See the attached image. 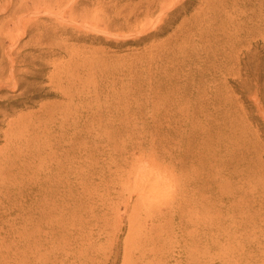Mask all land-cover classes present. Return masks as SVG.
I'll use <instances>...</instances> for the list:
<instances>
[{
    "label": "rangeland",
    "instance_id": "obj_1",
    "mask_svg": "<svg viewBox=\"0 0 264 264\" xmlns=\"http://www.w3.org/2000/svg\"><path fill=\"white\" fill-rule=\"evenodd\" d=\"M0 264H264V0H0Z\"/></svg>",
    "mask_w": 264,
    "mask_h": 264
}]
</instances>
